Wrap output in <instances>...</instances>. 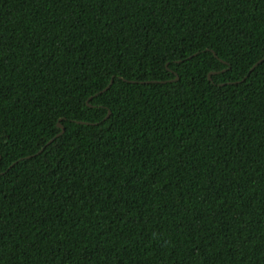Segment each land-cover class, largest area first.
<instances>
[{
  "label": "trees",
  "instance_id": "1",
  "mask_svg": "<svg viewBox=\"0 0 264 264\" xmlns=\"http://www.w3.org/2000/svg\"><path fill=\"white\" fill-rule=\"evenodd\" d=\"M0 264H264V0H0Z\"/></svg>",
  "mask_w": 264,
  "mask_h": 264
},
{
  "label": "snow or ice",
  "instance_id": "2",
  "mask_svg": "<svg viewBox=\"0 0 264 264\" xmlns=\"http://www.w3.org/2000/svg\"><path fill=\"white\" fill-rule=\"evenodd\" d=\"M230 70V69H229ZM110 83H114V81L111 80L110 78ZM109 85H105L103 89H101V93H103L105 90H107Z\"/></svg>",
  "mask_w": 264,
  "mask_h": 264
},
{
  "label": "water",
  "instance_id": "3",
  "mask_svg": "<svg viewBox=\"0 0 264 264\" xmlns=\"http://www.w3.org/2000/svg\"><path fill=\"white\" fill-rule=\"evenodd\" d=\"M259 62H260V61H258L256 64H258ZM256 64H255V65H256ZM255 65H254L253 67H255ZM111 84H112V83L109 82L108 85L110 86ZM99 93H101V91H100ZM59 126L62 127L61 125H59ZM62 130H63V127H62Z\"/></svg>",
  "mask_w": 264,
  "mask_h": 264
}]
</instances>
